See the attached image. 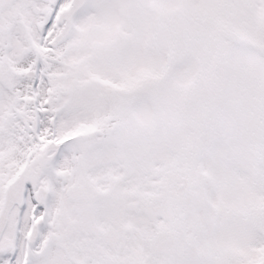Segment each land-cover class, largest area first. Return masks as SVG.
<instances>
[{"label": "snow or ice", "instance_id": "snow-or-ice-1", "mask_svg": "<svg viewBox=\"0 0 264 264\" xmlns=\"http://www.w3.org/2000/svg\"><path fill=\"white\" fill-rule=\"evenodd\" d=\"M0 264H264V0H0Z\"/></svg>", "mask_w": 264, "mask_h": 264}]
</instances>
